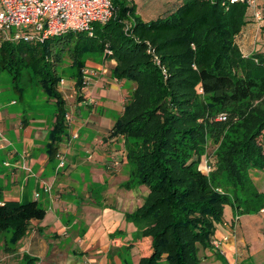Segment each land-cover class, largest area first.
Listing matches in <instances>:
<instances>
[{
    "label": "trees",
    "instance_id": "1",
    "mask_svg": "<svg viewBox=\"0 0 264 264\" xmlns=\"http://www.w3.org/2000/svg\"><path fill=\"white\" fill-rule=\"evenodd\" d=\"M111 2L112 17L91 32L66 31L37 43L0 39V71L10 75L18 96L26 75L53 99L54 158L67 128L59 88L64 56L75 68L77 92L84 86L85 54L113 60L115 78L133 81L134 88L110 136L120 135L126 144L138 140L125 154L131 170L124 185L147 187L142 204L126 213L136 226L129 243L139 249L137 264H199V250L212 246L226 205L236 215L264 207V194L250 176L264 170V51L245 55L236 42L248 22L245 3L181 0L173 11L144 21L128 0ZM208 140L218 151L205 173L200 165ZM220 176L230 193L219 189ZM44 216L36 200L0 202V236L10 231L7 248ZM22 259L35 262L26 254Z\"/></svg>",
    "mask_w": 264,
    "mask_h": 264
},
{
    "label": "crops",
    "instance_id": "2",
    "mask_svg": "<svg viewBox=\"0 0 264 264\" xmlns=\"http://www.w3.org/2000/svg\"><path fill=\"white\" fill-rule=\"evenodd\" d=\"M128 2L135 5L137 14L144 21H148L173 11L181 0ZM258 4L264 7V0H258ZM247 19L248 22L236 38L237 44L245 55L255 50L264 51L255 45L261 38L259 26L263 19H253L249 10ZM104 63L114 65L115 62L102 60L101 64ZM104 76L106 75L101 74L95 77L96 81H92V84L89 82L82 92L81 101L77 103L80 108L89 106L91 109L86 111L98 110V101L89 98V95L92 97L96 90L101 98L106 97L104 87L107 85L103 81ZM102 82V88L97 87ZM121 82L118 81V84ZM73 85L74 82L66 83L64 86L67 89L64 91H75ZM2 109L0 123H4L10 116L16 121L12 125L13 130L3 127V141L0 140V202L36 200L40 204L42 199L48 207L40 205L45 210V216L39 221L32 220L29 223L27 231L14 249L7 248L3 241L0 246V264H25L23 254L35 258L33 264H137L139 249L129 243L133 240L136 226L126 219V213L134 211L142 203L134 202L130 196L131 199L127 202L130 207L126 209L125 206L128 205L121 195H117V201L106 193L118 169L112 170L108 167L116 153L114 141L118 138L117 135L110 136L111 126L106 127L90 121L79 122L73 118L67 133L57 143V150L53 151L55 155L58 151L65 154L64 167L57 169L56 156H50L51 137L47 134L44 117L17 113L15 116L14 112ZM122 109L123 107L118 112ZM20 117L23 118L19 119ZM83 127L91 130V133L86 134L80 142H75L81 138L80 131ZM23 128H28V131L23 132ZM15 130L19 132L14 134ZM73 133H77L75 139L71 137ZM24 150L31 158L32 173L28 176L16 167L20 161V153ZM52 150L53 148L51 152ZM91 158L102 159L107 165L106 169H93L89 161ZM5 159H8V166L4 165ZM75 160L77 164H74ZM79 164L80 175L71 177L72 170ZM46 185L51 187L49 192L44 191ZM36 193L38 197H35ZM65 201L67 203L64 204ZM132 205L136 207L133 208ZM225 208L223 220L219 223L220 236L215 233L214 237L220 240V248L218 251L213 246L200 249V259L220 260L222 264H247L249 253H252L251 239L264 231L258 230L260 224L264 223V207L256 213L244 215H236L230 205ZM258 222L261 223L257 225ZM59 250L63 254H59ZM16 256L20 262L11 263Z\"/></svg>",
    "mask_w": 264,
    "mask_h": 264
},
{
    "label": "rangeland",
    "instance_id": "3",
    "mask_svg": "<svg viewBox=\"0 0 264 264\" xmlns=\"http://www.w3.org/2000/svg\"><path fill=\"white\" fill-rule=\"evenodd\" d=\"M260 9L264 12V7L260 6ZM259 34L261 35V38L259 41L255 43L256 48L264 49V18L261 21V25L259 26ZM243 49V47H242ZM103 60V55L98 53H89L85 54V64L84 67H88L92 73L88 74L89 82L95 80V77L104 74L103 78L105 80V84L107 87H104L106 90V97L101 98L99 93L95 90L92 93V97L89 95V98H94L98 101L99 107L97 111L92 110L86 111L87 109H91L89 106H86L85 108L82 106L81 108L77 104L81 99L78 100L79 94L75 90L70 91H62V94L64 98L67 101V107H68V116L69 120H66L67 128L65 131V134L67 133V129L70 128L69 124H71V120L73 118L77 119L79 122H96L99 125L106 126V127H112L114 124L117 116L119 115V110L124 106V104L128 100V96L131 95L134 83L133 81H129L127 79L121 80L122 82L118 84V80L115 78L112 67L113 65H110V63H104L101 64V61ZM61 69V77L64 79L66 83L74 82L72 79V76L74 74L75 68L72 65L71 60L64 56L63 63L60 66ZM30 74V73H29ZM22 79H25L24 82H22V88H23V96H18L19 94L15 89L12 88V80L10 75L6 71H0V104H2L3 107H1L0 111L3 112L2 108L7 109V111L14 112L15 116L17 114H30L32 116H42L45 119V126L48 128L49 136L52 135V128H53V122H54V114H55V104L53 99H49L44 92L42 91V88L34 82L33 79L31 81L28 80V77L24 75ZM96 81V80H95ZM108 81V82H106ZM113 82V83H112ZM65 83V84H66ZM104 82H102L101 85H98L97 87H101ZM108 83V84H107ZM21 84V83H20ZM111 88V89H110ZM122 90H126L123 91ZM100 101V102H99ZM93 103V101H92ZM79 111V112H78ZM29 116V115H28ZM23 117H20L19 119H22ZM16 120H13L12 117H8L5 119L4 123H0V140L3 141V133L4 130L3 127H6L10 130H13V123ZM35 124V123H33ZM23 132H27L28 128H23ZM19 131L15 130L14 134H17ZM93 132V131H92ZM95 132V131H94ZM91 133V130H89L86 127H83L80 131L81 138L75 140V142L79 141L85 137L86 134ZM116 136V135H115ZM79 138V137H78ZM106 138V137H104ZM72 142V141H71ZM116 144L115 146V155L114 160L119 161L118 169H116V173L114 174V180L113 183L110 184V187L108 188V191L106 192L108 196L118 201V196L121 195L122 200L126 201V204L128 200H130V196H132L133 201L137 203H142L144 200V197L147 194V187L140 183H135V181L131 184L130 187H126L124 183H126L129 180L130 177V170L131 166L126 159V153L127 148H135L138 144V140L132 139L130 140V143H127L124 141L122 136L118 135V138L114 141ZM74 146V145H73ZM25 151V150H24ZM218 151V144L208 140V142L203 147L202 152V162H201V169L205 173H209L210 170L215 166V160H216V153ZM27 152V151H26ZM28 153V152H27ZM56 162L59 161V157H55ZM64 160H65V154H64ZM90 165L95 170H103L106 169L105 165L102 161V159H96L93 160V158L89 159ZM204 161L207 162L206 165L212 164L211 167H209V171L207 172L206 168L204 167ZM7 163V165L5 164ZM4 165L8 166V159H5ZM78 162L75 160L74 164H77ZM1 165V160H0ZM107 166V165H106ZM80 164L78 167L72 170L71 177H76L77 175H80ZM112 171V170H110ZM250 176L252 179L253 186L260 192L264 194V170H251ZM220 187L219 189L223 190L224 192L230 193L231 192V186L229 183L224 179V176H220L219 178ZM67 203L66 201L64 204ZM121 204V202H120ZM44 207H48L42 199L40 200V204ZM128 206H125L126 209H129ZM136 205V204H134ZM132 205V207H136ZM139 205V204H138ZM56 208V207H54ZM48 211H50V208H47ZM226 210V208H225ZM131 222V221H129ZM133 223V222H132ZM261 222H258L257 225H259ZM217 229V231H216ZM264 230V223L260 224V227L258 228ZM215 233L217 236H220V225L219 223L215 224ZM214 233V237H215ZM10 237V231L4 232L0 236V246L3 244V241L6 239H9ZM20 240V239H19ZM18 240V241H19ZM251 250L252 253H249V256L247 258V264H264V231L260 232L259 235L255 236L253 239H251ZM59 254H63L62 250H59ZM58 255V254H57ZM199 255L201 256V251H199ZM59 256V255H58ZM219 260V259H218ZM2 261H5V259H2ZM220 261V260H219ZM219 261L215 260H204L199 261V264H222ZM12 262H20L19 258L14 257V260H11Z\"/></svg>",
    "mask_w": 264,
    "mask_h": 264
},
{
    "label": "built area",
    "instance_id": "4",
    "mask_svg": "<svg viewBox=\"0 0 264 264\" xmlns=\"http://www.w3.org/2000/svg\"><path fill=\"white\" fill-rule=\"evenodd\" d=\"M220 2L222 5L245 3L253 19L257 21L262 19L258 0H220ZM112 15L111 0H0V39L9 42L37 43L66 31L91 32L95 24L106 23ZM89 73L92 71L88 67H83L84 86L78 92L80 94H83L89 84ZM64 85L65 81L61 79L59 81L61 91L67 89ZM65 118L69 120L68 113ZM71 137L75 139L77 133H73ZM55 156L59 157L56 168H63L64 153L58 151ZM5 164L7 165L6 162ZM206 164L207 162L204 161V167L208 172L209 166ZM118 165L119 161L112 158L108 167L115 170ZM16 167L22 169L26 176L32 173L31 158L26 151L20 153V161ZM50 190L49 185L44 187V191ZM35 197H38V193ZM211 244L215 250H219L220 240L213 239Z\"/></svg>",
    "mask_w": 264,
    "mask_h": 264
}]
</instances>
